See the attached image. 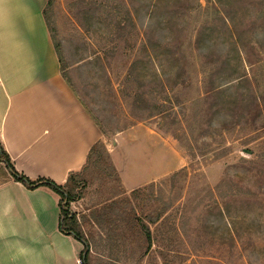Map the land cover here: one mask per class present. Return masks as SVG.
<instances>
[{"label": "rangeland", "instance_id": "1", "mask_svg": "<svg viewBox=\"0 0 264 264\" xmlns=\"http://www.w3.org/2000/svg\"><path fill=\"white\" fill-rule=\"evenodd\" d=\"M44 16L108 153L71 203L88 263L264 264V0H52ZM164 204L177 231L151 225L146 250L128 217Z\"/></svg>", "mask_w": 264, "mask_h": 264}, {"label": "crops", "instance_id": "2", "mask_svg": "<svg viewBox=\"0 0 264 264\" xmlns=\"http://www.w3.org/2000/svg\"><path fill=\"white\" fill-rule=\"evenodd\" d=\"M48 0H0V139L15 168L64 185L102 132L62 76ZM59 196L0 183V264H77L84 246L59 229Z\"/></svg>", "mask_w": 264, "mask_h": 264}, {"label": "trees", "instance_id": "3", "mask_svg": "<svg viewBox=\"0 0 264 264\" xmlns=\"http://www.w3.org/2000/svg\"><path fill=\"white\" fill-rule=\"evenodd\" d=\"M52 0H49L47 5H51ZM60 62V59H59ZM61 64V63H60ZM216 95L225 94L226 89H212ZM244 98V95H240L236 100H241ZM249 102L252 105L255 104V98H250ZM102 143L99 141L95 143L88 154L87 160L83 167V170L79 172H72L69 175L67 182L64 185L56 183L54 180L39 177L37 179H31L25 174L19 172L12 163V160L9 154L5 151L1 139H0V183L13 180L23 184L29 190H36L39 188H48L55 194L59 196V207L61 211L60 220H59V229L65 234L74 237L76 240L81 242L84 246V250L81 253V261L83 264L88 263L89 255V243L85 239V234L82 230V226L79 223L77 214L71 209V203L76 201L79 197L77 192V182L76 179L83 175L84 172L88 169V166L91 163L99 164L105 160V154H108L104 149V152L101 149ZM180 173V172H179ZM179 173H175L171 179L175 178ZM119 180V178H117ZM156 183H152L144 188H139L131 192V199L127 200L129 203H133L140 198L141 192L144 190L152 189L156 187ZM114 206H118V202H113L110 204H105L99 208H94L91 212L93 218L97 214L96 219H102L106 215V211L112 210ZM169 210V205H162L156 212L152 213H143V216L138 215L135 208H132V215L128 214L127 225L131 228L138 229V232L146 242V250L150 249L153 244V238L151 225L159 226L161 225L167 231H177L175 224L170 221V216H168L167 211ZM134 213V214H133Z\"/></svg>", "mask_w": 264, "mask_h": 264}, {"label": "built area", "instance_id": "4", "mask_svg": "<svg viewBox=\"0 0 264 264\" xmlns=\"http://www.w3.org/2000/svg\"><path fill=\"white\" fill-rule=\"evenodd\" d=\"M77 264H83L82 261L80 260Z\"/></svg>", "mask_w": 264, "mask_h": 264}]
</instances>
